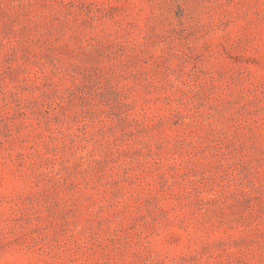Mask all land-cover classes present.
<instances>
[{
	"label": "rangeland",
	"instance_id": "1",
	"mask_svg": "<svg viewBox=\"0 0 264 264\" xmlns=\"http://www.w3.org/2000/svg\"><path fill=\"white\" fill-rule=\"evenodd\" d=\"M0 264H264V0H0Z\"/></svg>",
	"mask_w": 264,
	"mask_h": 264
}]
</instances>
